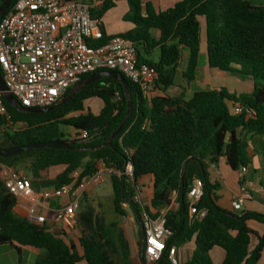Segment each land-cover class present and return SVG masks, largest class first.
Returning a JSON list of instances; mask_svg holds the SVG:
<instances>
[{
  "label": "trees",
  "instance_id": "16d2710c",
  "mask_svg": "<svg viewBox=\"0 0 264 264\" xmlns=\"http://www.w3.org/2000/svg\"><path fill=\"white\" fill-rule=\"evenodd\" d=\"M5 0H0V5ZM17 0H13L11 7ZM93 4L91 15L102 20L116 6V0H83ZM153 0H127L128 12L123 21L133 28L122 34L136 47L138 64L148 65L156 74L153 96L144 98L133 84L130 89L133 108L124 129L113 140L112 148L96 152L69 150H31L12 157H0V165L16 172L24 171L36 190L59 188L71 183V174L81 170V179L107 167L123 170L127 161L134 168L135 183L153 179V195L146 205L153 216L163 209L166 228L172 231L169 249L194 242L193 253L184 264H213L211 251L225 252L222 264H258L264 252V235L248 225L249 220L264 223V215L231 212L218 205V183L212 184L208 168L222 158L231 170L249 168L250 140L264 136V6L247 0H180L164 11H157ZM200 18L205 19V51L211 69L242 77H252L250 95H236L226 89L196 90L189 100L183 96H161L175 85L182 50L189 59L182 78L194 82L197 76L202 41ZM103 38L90 40L92 47L105 45L107 36L101 22ZM159 33L155 37L154 32ZM158 52V59L152 57ZM84 76L82 79L89 77ZM99 99L103 107L98 114L86 108V102ZM7 113L0 117V148H13L36 142L67 140L61 126L71 127L76 135L90 134V141L78 147H95L106 143L124 121L128 109L124 88L110 79L99 80L77 94L71 101L45 114L24 113L3 99ZM240 108L239 112H235ZM249 111V112H248ZM19 126L18 129H15ZM264 155V143L261 144ZM65 170L50 177V170ZM113 187L115 217L125 214L120 205L134 195V184L116 176ZM204 185L203 196L190 215L187 198L189 184ZM242 184V182H241ZM177 197L172 204V193ZM84 193L75 214L79 234V254L73 242L67 243L61 231L47 224L29 222L14 213L16 198L8 191L0 174V245L31 247L41 251L35 264H153L147 263L142 240L141 257L131 250L126 231L117 220L108 221L104 214L88 204ZM146 197L144 198V200ZM145 202L147 201H144ZM141 202V204L143 203ZM52 206L57 207L56 201ZM141 235L140 208L132 209ZM155 211V212H154ZM206 211L204 218L198 214ZM243 217V218H241ZM256 238L253 247L252 241ZM158 264H172L168 251Z\"/></svg>",
  "mask_w": 264,
  "mask_h": 264
},
{
  "label": "built area",
  "instance_id": "2783aa9c",
  "mask_svg": "<svg viewBox=\"0 0 264 264\" xmlns=\"http://www.w3.org/2000/svg\"><path fill=\"white\" fill-rule=\"evenodd\" d=\"M93 4L83 0H17L0 20V71L8 93L23 108H44L56 103L70 88L88 74L99 71H116L133 84L140 94L149 99L153 96L155 72L146 64H138L135 44L121 35L113 36L105 45L92 47L90 40H101V21L91 15ZM0 91V117L7 113ZM240 108L236 109V113ZM249 112V111H248ZM73 140L86 143L91 137L80 131ZM101 168L94 175L81 179L82 171H74L71 183L59 188L36 190L20 172L0 165V174L6 188L16 198L17 205L25 212V218L32 223L47 224V212L54 207L52 223L69 231L76 228L75 214L85 192L102 184L106 178L116 176L134 184V195L130 201L120 205L125 212L124 223H136V216L130 202L140 208L143 251L147 263L158 264L168 251L172 264L176 261L178 249H169L172 231L166 228L168 209L153 217L143 202L144 186L135 183L134 168L127 161L123 170ZM245 177L248 168H242ZM202 181L195 180L187 193L190 215L196 213L195 205L203 196ZM253 188L243 190L232 200V209L240 212L244 203L253 199ZM177 193L171 196L172 204ZM146 201V199L144 200ZM141 202H143L141 204ZM206 211L198 214L202 219ZM53 226V227H54Z\"/></svg>",
  "mask_w": 264,
  "mask_h": 264
},
{
  "label": "crops",
  "instance_id": "0c3cea01",
  "mask_svg": "<svg viewBox=\"0 0 264 264\" xmlns=\"http://www.w3.org/2000/svg\"><path fill=\"white\" fill-rule=\"evenodd\" d=\"M155 1L157 0H153L152 3L157 11H164L166 9L171 8V7H166L165 9H160L156 7ZM119 5H121V10H122L121 12L117 10ZM128 10L129 8H128L127 0H116L115 8L108 11L107 14L101 20L107 36L112 37L116 35H122L133 28L132 24L123 21V17L128 12ZM115 11H117L118 14L115 13ZM199 21L202 27V34L206 36L205 19L200 18ZM153 34L155 35V37L157 38L159 37L158 32L155 31ZM201 53H206L207 55V52L205 51V42H203ZM158 55L159 53L157 54V52H155L152 58L154 60H157ZM188 59H189V50H188V57L186 58V63L181 61L178 68V77H180L179 83L176 84L175 82V85L169 88L165 93L162 92L160 93L156 91L154 92V95L171 96V97L183 96L185 100H189V97L191 98L196 90H211V89H218V90L226 89L229 93L236 95L252 94L254 90V80L252 77H242L240 75L225 73L219 70L211 69L208 65L207 58L203 70L205 77H203V75L202 76L200 75V71H199L200 63H199L196 80L191 83L186 82L182 78V74L183 72H185L187 68ZM178 77L176 81L178 80ZM102 107H103V102L98 106L99 112L102 109ZM75 135L76 133L74 131V133L71 134L67 139H72V137ZM262 143H264V136L262 138L256 137L250 140V148L248 149V151H249V156L252 159V165L248 168L249 172L251 168H253L255 172L264 171V155L262 153V148H261ZM58 167H60L61 169L59 172L53 175L50 173L51 171L49 172L51 178H55L65 170L64 166H58ZM249 172H247L245 177H242L241 171L235 172L230 169V167L226 164L225 158H222L217 166H210L208 168L210 182L212 184L218 183L220 186L219 190L217 191L218 205L220 207L232 212L231 210L232 200L235 197L239 196V194L243 190L253 188L255 190L253 194V199L248 200L244 203L240 213L252 212V213H257L259 215H264V181L260 180L259 183L256 184L254 180L249 177ZM262 178L264 179V175ZM140 182L144 186V196L146 197L147 204H149V201L153 195V179L152 177H146L142 179ZM56 203L58 204V201ZM221 203L228 205V207H224L223 205H220ZM51 209L52 210L47 212L46 214L47 225L50 228H53L54 225L52 223V219H53L54 206H51ZM14 213L20 217L26 216L25 210L19 205H17L16 208L14 209ZM248 225L259 236L264 235V223H260L252 219L248 221ZM122 226L126 228V235L129 240L130 247L133 244L134 246L133 248L135 249L137 247V242H138L137 239L138 236L136 232L137 228L135 227L136 225L134 226L133 223L123 222ZM55 229L61 231L60 236H62L67 243L73 242L76 245L80 255L83 254L81 248L79 247V234L76 230L69 231L64 227H62L61 225H57ZM256 242H257L256 238H253L252 241L253 247L255 246ZM186 247L189 248V251L187 250ZM193 250H194V244L191 245V243L178 249V254L180 258L184 257L187 254V258L186 260H184V263L188 261V259H190ZM40 255H41V251L35 248H31V247L16 248L15 246L12 245H0V264H35L36 260ZM210 255L213 264H222V262L225 259V252L220 248H214L211 251ZM80 264H87V263L83 261ZM258 264H264V252Z\"/></svg>",
  "mask_w": 264,
  "mask_h": 264
},
{
  "label": "water",
  "instance_id": "95a60500",
  "mask_svg": "<svg viewBox=\"0 0 264 264\" xmlns=\"http://www.w3.org/2000/svg\"><path fill=\"white\" fill-rule=\"evenodd\" d=\"M13 0H5L0 5V20L5 15V13L8 11L12 4ZM104 79H110L115 81L116 83H120L124 88V93L127 100V113L124 121L121 123L119 128L111 135L110 139L99 146L95 147H78V144L82 143L78 140L73 139H67V140H60V141H50V142H36V143H30L25 144L23 146L19 147H13V148H0V157H12L27 151L31 150H44V149H53V150H69V151H78V152H96L105 148H112V142L113 140L120 134V132L124 129L126 123L129 120L130 114L132 112V108L134 105L132 93L130 89V84L128 80L119 72L116 71H99L91 74L89 77L84 78L80 80L78 83H76L68 92L62 96L56 103H54L51 106L44 107V108H27L24 107L21 109L24 113H34V114H45L50 113L57 108L61 107L62 105L68 103L71 101L77 94H79L81 91H83L86 87L91 85L92 83L104 80ZM0 91L2 92L4 100L13 108H18L17 101L15 98L8 93L7 88L4 83L3 76L0 71ZM193 183L189 184V190L191 191V186ZM130 206L132 209H134V204L130 202ZM243 218V217H241ZM142 237L144 236V231L141 230Z\"/></svg>",
  "mask_w": 264,
  "mask_h": 264
},
{
  "label": "rangeland",
  "instance_id": "374dc122",
  "mask_svg": "<svg viewBox=\"0 0 264 264\" xmlns=\"http://www.w3.org/2000/svg\"><path fill=\"white\" fill-rule=\"evenodd\" d=\"M178 1V0H157L155 1V5L156 7L160 8V9H165L166 7H173L174 3ZM180 1V0H179ZM250 3L254 4V5H262L264 6V0H247ZM119 12H121V5L118 6L117 9ZM115 13L118 14L117 11H115ZM202 40L203 42H205V35L202 34ZM158 54V52H157ZM206 53H201L200 55V75L203 77H205V74L203 72L204 67H205V62H206ZM188 57V50L187 49H183L182 51V58L181 61L186 63V58ZM185 65V64H184ZM180 77H178V80L176 81V84L179 83ZM190 99V97H189ZM102 104V101L99 99H94L92 101H87L86 102V108L89 109L91 112H93L94 114H98L99 110H98V106ZM19 126H16L15 129H18ZM61 130L63 133H65V135L67 136V138L74 133V130L71 127L68 126H61ZM0 134H1V130H0ZM61 169L60 167H54L52 168L50 171V173L53 175L57 172H59ZM249 172V171H248ZM20 173L22 175H24L25 177H27L29 179V177L26 175V173L24 171H20ZM264 175V171H260V172H255V170L253 168H251L250 172H249V177L252 178L254 180V182L256 184L259 183L260 180L264 179L262 178ZM113 187H112V182L111 179L106 178L105 181L100 184L99 186H95L94 188L88 190L87 193V200H88V204L92 205L95 209L99 210L101 213L104 214V217L110 221V220H117L118 222L123 223L122 217H115V213H114V208H113ZM82 201V200H81ZM81 203V202H80ZM223 205L224 207H228V205L225 204H220ZM222 208V207H221ZM224 209V208H223ZM232 212L233 209L231 207ZM136 225V226H135ZM134 226L137 228L136 232H137V247L134 249L133 244L131 245V250L133 251V254L140 258L141 257V248H140V241H141V235H139V227L138 225L135 223ZM125 231L126 228L124 227ZM194 244L193 241L191 242V245ZM189 247V246H188ZM187 248V250L189 251V248ZM185 258V259H184ZM187 258V254L184 257H179V254H177L176 256V261L180 264L184 263V260H186Z\"/></svg>",
  "mask_w": 264,
  "mask_h": 264
}]
</instances>
